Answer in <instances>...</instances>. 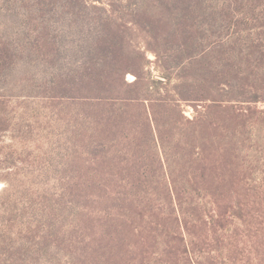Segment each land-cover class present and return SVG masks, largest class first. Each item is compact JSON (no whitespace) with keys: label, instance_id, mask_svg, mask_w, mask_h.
<instances>
[{"label":"trees","instance_id":"trees-1","mask_svg":"<svg viewBox=\"0 0 264 264\" xmlns=\"http://www.w3.org/2000/svg\"><path fill=\"white\" fill-rule=\"evenodd\" d=\"M105 1L12 0L17 11L24 9L29 29L23 49L28 56L51 57L49 64L58 69L47 76L58 89L52 96L107 103L114 115L120 112L107 121L104 214L95 217L82 205L65 206L63 219L73 228L58 237L55 251L43 249L47 260L264 264V178L254 179L260 159L243 154L253 138L264 152V108L252 107L264 101V0ZM106 6L107 18L100 17L95 31L79 30L87 21L79 9L89 14ZM117 11L131 15L117 18L120 27L137 24L147 30V39L158 38L155 23L171 25L194 56L189 69L199 64L200 53L206 60L216 56V65L211 57L207 67L217 79L216 96L199 89L202 79L209 80L197 68L177 84L185 89L179 92L182 99L208 102L204 113L158 119L155 108L162 101L150 94L153 85L141 69L148 66L142 55H160L161 44L153 47L147 40L142 50L133 36L110 35L106 23ZM129 72L136 75L133 82L126 79ZM239 102L251 105L237 109ZM131 108H138V121L127 117ZM169 108L178 112L176 104ZM114 148L118 151L110 153Z\"/></svg>","mask_w":264,"mask_h":264},{"label":"rangeland","instance_id":"rangeland-1","mask_svg":"<svg viewBox=\"0 0 264 264\" xmlns=\"http://www.w3.org/2000/svg\"><path fill=\"white\" fill-rule=\"evenodd\" d=\"M79 14L87 20L79 30L95 31L100 17L107 18V6L90 10L89 14L79 9ZM24 15V9L17 11L12 0H0V264H64L66 259L58 257L47 260L43 249L51 247L55 251L58 237L73 228L70 219H63L66 214L63 208L68 204L82 205L95 217L104 214L107 121L117 118L120 112L114 115L113 109L107 110V103L97 105L52 96L58 89L53 90L54 85L47 83V76L59 73L58 69L49 64L51 57L28 56L23 49L29 31ZM118 17L130 20L131 15L128 11L112 13V21L108 26L106 23V32L108 27L110 35L124 32L133 36L142 50L147 40L153 47L161 44L160 55L152 51L142 55L147 56L148 66L141 69L145 80L153 85L150 94L162 101L155 108L158 119H193L198 113H204L208 102L196 97L182 99L185 89L177 84L197 68L201 78L207 75L209 80L206 83L202 79L199 89L216 96L217 79L212 70H207L211 57L215 58L216 65V56L210 55L206 60L207 54L200 53L199 64L195 62L189 69L194 56H189L171 25L155 23L152 30L158 38L147 39V30L131 22L127 28L120 27ZM126 49L125 45L123 56L119 57H126ZM61 58L68 59V56ZM135 78L131 72L126 75L129 82ZM172 104L177 105V113L171 112ZM250 105L239 102L236 107L244 110ZM252 107L264 108V101ZM137 110H127V117L138 121ZM258 146L262 145L255 138L247 141L243 154L248 159H260L254 179L261 180L264 152ZM117 151L114 148L110 153ZM90 198L95 199L94 204ZM102 204L103 207L99 206Z\"/></svg>","mask_w":264,"mask_h":264}]
</instances>
